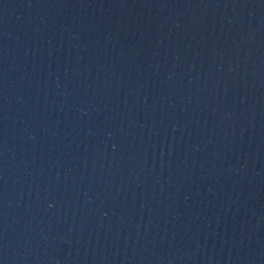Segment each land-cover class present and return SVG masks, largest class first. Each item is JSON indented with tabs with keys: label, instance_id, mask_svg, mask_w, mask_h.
<instances>
[{
	"label": "water",
	"instance_id": "95a60500",
	"mask_svg": "<svg viewBox=\"0 0 264 264\" xmlns=\"http://www.w3.org/2000/svg\"><path fill=\"white\" fill-rule=\"evenodd\" d=\"M0 264H264V0H0Z\"/></svg>",
	"mask_w": 264,
	"mask_h": 264
}]
</instances>
